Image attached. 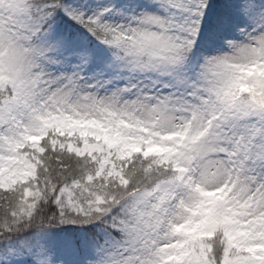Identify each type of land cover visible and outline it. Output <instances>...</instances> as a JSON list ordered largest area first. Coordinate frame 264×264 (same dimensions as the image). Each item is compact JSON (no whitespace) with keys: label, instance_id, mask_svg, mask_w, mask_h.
<instances>
[{"label":"snow or ice","instance_id":"snow-or-ice-1","mask_svg":"<svg viewBox=\"0 0 264 264\" xmlns=\"http://www.w3.org/2000/svg\"><path fill=\"white\" fill-rule=\"evenodd\" d=\"M0 264H264V0H0Z\"/></svg>","mask_w":264,"mask_h":264}]
</instances>
